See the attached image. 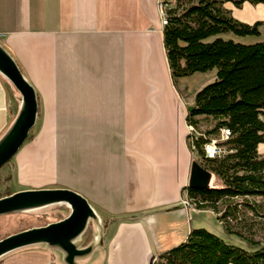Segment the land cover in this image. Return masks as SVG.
I'll return each instance as SVG.
<instances>
[{
	"label": "crops",
	"instance_id": "0c3cea01",
	"mask_svg": "<svg viewBox=\"0 0 264 264\" xmlns=\"http://www.w3.org/2000/svg\"><path fill=\"white\" fill-rule=\"evenodd\" d=\"M225 7L239 22L261 23L248 44L264 41V2ZM162 30L158 0H0V46L39 103L24 179L68 168L69 185L57 188L80 194L106 224L103 247L80 264H154L188 235L195 210L182 200L197 152L185 118L215 73L173 81ZM17 97L0 76V137ZM257 151L264 155V144ZM53 261L28 249L1 264H60Z\"/></svg>",
	"mask_w": 264,
	"mask_h": 264
},
{
	"label": "trees",
	"instance_id": "16d2710c",
	"mask_svg": "<svg viewBox=\"0 0 264 264\" xmlns=\"http://www.w3.org/2000/svg\"><path fill=\"white\" fill-rule=\"evenodd\" d=\"M160 1L166 21L162 43L172 80L215 73V79L195 94L185 121L193 128H198L201 121L209 125L197 137L187 134L188 146L197 151L201 166L214 174L220 185L199 190L186 187L185 191L196 210H211L225 230L245 238L249 248L229 245L204 229H196L184 242L159 253L156 260L158 264H264V244L230 228L239 206H227L217 216L219 206L226 202L264 199V155L257 151L264 144V41L245 44L236 40L259 36L261 23L239 22L225 7L228 3L239 8L244 2L264 1ZM221 128L230 132V137L220 142L226 154L204 158L201 145L218 137ZM244 204L255 209L251 203ZM85 236L89 243L90 234Z\"/></svg>",
	"mask_w": 264,
	"mask_h": 264
},
{
	"label": "water",
	"instance_id": "95a60500",
	"mask_svg": "<svg viewBox=\"0 0 264 264\" xmlns=\"http://www.w3.org/2000/svg\"><path fill=\"white\" fill-rule=\"evenodd\" d=\"M0 76L17 92L18 111L0 137V169L17 154L34 128L39 113L35 89L22 75L12 57L0 46ZM210 172L193 161L187 187L207 189ZM64 205L69 214L62 220L43 227L31 228L0 240V259L14 251L44 246L61 255L63 264H78L103 247L104 230L101 221L85 198L69 189L23 190L0 198V217L24 214L43 208ZM97 229L95 240L82 246L81 239L88 224Z\"/></svg>",
	"mask_w": 264,
	"mask_h": 264
},
{
	"label": "rangeland",
	"instance_id": "374dc122",
	"mask_svg": "<svg viewBox=\"0 0 264 264\" xmlns=\"http://www.w3.org/2000/svg\"><path fill=\"white\" fill-rule=\"evenodd\" d=\"M158 13H159V10H158ZM159 17H160V13H159ZM160 23H161V18H160ZM237 40H240L242 43H245V44L248 43V37L238 38ZM178 89L181 95H185L183 91H181L183 90L181 86L178 85ZM15 94L16 96H18L16 91H15ZM208 128H209V125L201 121L198 128H194L195 133L193 134V136L194 137L199 136L200 133H204ZM37 135H38V129L36 127L30 131L26 142L24 143L22 148H20L17 154L9 161V163H7L5 166H3L0 169V197L1 198L8 196V194L10 195L11 192L15 190L28 188V187L30 188L43 187L41 189H58L57 187H59L60 185H67V186L69 185L71 177H70L68 168L65 169L62 172V175L58 177L57 176L54 177L53 172L51 170V175L48 172L43 177H41L42 181L40 185H38L39 184L38 181L41 179L38 180L37 176L34 178L24 179L22 169H21V159L23 158L24 153L27 154L29 143L33 142V144H35L34 142L38 138ZM34 151L35 150L32 149L31 153L35 157L36 153ZM195 160L198 163H201L202 161L198 153H197V159ZM52 163H50V166H52ZM208 185L209 186H219L220 181L214 174H210ZM247 202L253 204L255 209L251 210L248 207H246L244 203H247ZM233 205L239 206L237 208L236 219H233V222L231 223V227H230L233 230V232L242 234L247 239L264 244V199H261V198H249L248 200L235 199L233 201L226 202L222 204L221 206H219L218 208L219 214L217 216H221L224 213L227 206H231L233 208ZM192 209H194L195 211L190 212V218L188 219V223L186 222L188 233H190L192 230L204 229L208 231L209 233H212L216 235L217 237L221 238L225 243L229 245H234V246L241 247L244 249L249 248V242L245 238L237 234L228 233L225 230V227L217 221L216 215L211 210L196 211L194 205H192ZM68 214H69V209L66 206L57 205V206H51V207L43 208L40 210H36L33 212L24 213V214L1 216L0 217V240L4 239L7 236H10L15 233H19L27 229L43 227V226H46L47 224L60 221L64 219ZM101 225L103 227V230L105 231L106 224L101 222ZM86 233L90 234V237H91V240L89 243L93 242L97 236V229H96V226L92 222L88 224L85 232L83 233L81 237V239H83L82 246H86L89 244V243H86L87 241V237L85 236ZM185 239L182 241H185ZM28 249H41L43 251H46L49 254V256L52 258V260H54L53 261L54 263L56 262L55 261L56 259L58 260L60 264H63L61 261V255L58 252L48 250L42 245L27 247L24 249L14 251L13 253H10L4 256L3 258H1L0 264L8 256H11L13 254H16L23 250H28ZM85 260L86 259L78 260L77 263L78 264L83 263ZM155 263L158 264L159 261L156 260Z\"/></svg>",
	"mask_w": 264,
	"mask_h": 264
},
{
	"label": "built area",
	"instance_id": "2783aa9c",
	"mask_svg": "<svg viewBox=\"0 0 264 264\" xmlns=\"http://www.w3.org/2000/svg\"><path fill=\"white\" fill-rule=\"evenodd\" d=\"M158 10L160 13V18H161V25L163 26L166 21L164 18V11H163V6L160 0H158ZM187 133L192 136L195 133V130L192 126H187ZM230 137V132L227 128H221L219 130V135L216 138L209 139L205 141L200 149L201 152L206 159H216V158H221L226 154V150L220 145V142L226 141ZM182 204L188 208L192 209V201L188 198L186 191L184 192L183 195V200ZM156 259L154 260V262Z\"/></svg>",
	"mask_w": 264,
	"mask_h": 264
}]
</instances>
